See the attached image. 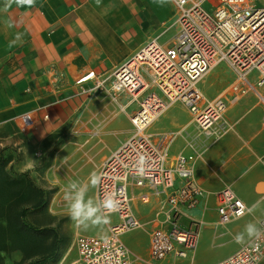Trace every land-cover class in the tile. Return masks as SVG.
I'll list each match as a JSON object with an SVG mask.
<instances>
[{"label":"crops","instance_id":"crops-1","mask_svg":"<svg viewBox=\"0 0 264 264\" xmlns=\"http://www.w3.org/2000/svg\"><path fill=\"white\" fill-rule=\"evenodd\" d=\"M6 3L0 0V159L9 157V166L33 177L51 175L57 161L63 174L92 172L95 167L98 172L132 134L130 116L138 103L127 93L115 96L98 89L96 82L109 77L153 39L171 45L178 30L172 0L163 5L157 0H101L99 6L95 0H36L32 7L15 3L6 7ZM172 30L171 39L164 40ZM230 70V82L214 95L206 96L204 79L200 83L206 98L223 95L227 102L224 117L230 128L221 138L202 135L194 139V151L187 146L191 135H183L182 130L188 133L194 120L182 102L171 104L147 128L153 141L166 151L169 164L179 153L191 157L194 177L204 190L195 206L183 207L184 214L178 219L182 228L197 224V247L187 257L168 256L162 264H214L250 241L245 232L248 223L260 229L264 216V85L252 81L253 90L233 99L231 85L236 77ZM92 71L94 77L78 81ZM150 89L158 92L153 86ZM25 113L31 115L33 125L23 131L21 116ZM172 128L179 129V135L168 142L164 134ZM64 131L69 135L63 136ZM59 142L63 147L57 151ZM14 153L17 156L11 159ZM180 184L177 179L176 186ZM225 187H231L248 208L258 207L251 214L221 223L217 193ZM129 191L133 213L141 223L138 228L147 225L148 235L125 232L122 238L131 251V264H154L151 231L165 219L163 204L169 190L157 194L148 187L130 186ZM94 199L97 205L96 188ZM118 219L110 221L107 229L105 225L101 235L79 231L75 235H106ZM238 233L245 234L243 244L234 240Z\"/></svg>","mask_w":264,"mask_h":264},{"label":"built area","instance_id":"built-area-1","mask_svg":"<svg viewBox=\"0 0 264 264\" xmlns=\"http://www.w3.org/2000/svg\"><path fill=\"white\" fill-rule=\"evenodd\" d=\"M176 12L177 32L171 45L156 39L149 41L112 74L100 78L95 87L117 96L127 93L138 103L130 116L132 134L103 162L96 187L97 205L112 194L117 201L118 222L106 235L78 234L77 257L68 264H131V251L122 235L141 226L132 210L130 186L148 187L157 194L169 190L163 204L165 219L151 231L150 253L154 264L168 256L187 257L197 247V224L182 228L178 219L184 208L195 206L204 194L194 177L191 157L179 153L169 164L165 150L157 145L147 128L171 104L182 102L193 116L200 134L221 138L230 128L225 121L227 102L223 95L206 98L200 83L210 70L227 63L235 72L231 85L237 99L264 85V0H172ZM94 72L81 77L86 81ZM148 75V77H147ZM110 79V80H109ZM109 80V82L107 81ZM156 90H151V87ZM115 98V97H114ZM23 131L33 125L29 113L21 116ZM146 159L143 174L136 161ZM181 184L176 186V180ZM221 223L245 215L248 207L231 187L217 193ZM146 199V196H142ZM100 212L104 214L101 206ZM243 212V214H241ZM264 233V216L259 221ZM264 257V235L250 240L234 254L214 264H260Z\"/></svg>","mask_w":264,"mask_h":264},{"label":"rangeland","instance_id":"rangeland-1","mask_svg":"<svg viewBox=\"0 0 264 264\" xmlns=\"http://www.w3.org/2000/svg\"><path fill=\"white\" fill-rule=\"evenodd\" d=\"M260 2L263 0H259ZM173 35V30L166 33V35L163 37L164 40L171 39ZM232 78V73L229 68V66L225 63L217 67L216 72L214 70H210L208 74L203 78V86L205 89L206 96L214 95L216 92L223 89L228 83L230 82ZM116 102L115 99H113L112 95H108V98ZM136 102L133 103V106H136ZM138 106V104H137ZM120 109V108H119ZM194 123V121H193ZM192 123L193 128L189 130L188 133H186L187 130H182L183 135L186 136V134L191 135L190 138L187 141V146H189L193 151L195 150L196 144H195V138H200L204 134H200L197 127H195V124ZM132 124V123H131ZM174 127V126H173ZM132 128V125H131ZM179 129L172 128V130L166 134H164L167 138L166 141L172 142L173 140L176 141V137L178 134ZM184 131V132H183ZM149 133H151L149 131ZM185 133V134H184ZM63 136H68L65 131L62 134ZM164 136V137H165ZM203 138V137H202ZM169 146V144H167ZM63 147L60 142L57 146V151H59ZM17 156L15 153L10 155V158H14ZM5 160V169L10 170L11 166H9V157L2 158ZM58 161L55 164V168H53V172L51 175L46 176L45 174L43 177H33L35 182L43 186L47 189L51 190V196L48 199V202L46 205L39 209H30L26 216V221L28 224L35 226L36 228H53L61 238V243L59 244L58 250L56 251L55 255L53 257H49V260L47 264H67L69 261L76 257V247H75V233L77 231L81 233H94L101 235L103 232L107 229L108 225H106V229L103 226H96V227H89L88 229H83L82 227H77L75 222H73L68 215L66 202L64 201V193L65 191H68L69 194L73 193L72 189L67 188V184L69 180H76L78 182V187L87 186L86 196L85 199L91 198L93 200V204L96 205V201L94 199V188H92L90 185H88V178L89 174L91 172H83L81 170L77 172V170H69L68 172L64 171V174L61 173L57 165ZM50 165V162H48V166ZM97 168L95 167L93 171L97 172ZM13 169V167H12ZM14 172H17L15 169H13ZM80 173V174H79ZM141 209V208H140ZM101 215H103L102 212H100ZM141 217H144V215L141 214ZM110 221H117L118 216L116 214L109 215ZM145 227V228H144ZM144 227L133 229L127 231L128 233L141 231L142 233H145L148 235V233L145 231L147 229V225ZM144 228V229H143ZM51 236L44 237L41 240L32 242V244H28L25 246L24 243H22L20 240L16 242L17 245H20L21 247H17L15 249L11 250H0V254L3 259V264H27L31 260H35L40 258L41 256H47V254L50 252V245H51ZM144 264H146L144 262Z\"/></svg>","mask_w":264,"mask_h":264},{"label":"trees","instance_id":"trees-1","mask_svg":"<svg viewBox=\"0 0 264 264\" xmlns=\"http://www.w3.org/2000/svg\"><path fill=\"white\" fill-rule=\"evenodd\" d=\"M5 160L0 159V250L15 249L20 240L27 246L32 242L52 237L50 252L47 256L31 260L27 264H47L58 250L61 238L53 228H36L27 223L30 209H39L46 205L51 190L38 185L28 171L14 172L5 169ZM0 264L3 259L0 254Z\"/></svg>","mask_w":264,"mask_h":264},{"label":"clouds","instance_id":"clouds-1","mask_svg":"<svg viewBox=\"0 0 264 264\" xmlns=\"http://www.w3.org/2000/svg\"><path fill=\"white\" fill-rule=\"evenodd\" d=\"M95 2L99 6L101 0H95ZM157 2L163 5L164 3H167V0H157ZM13 3H15L17 6L32 7L35 5L36 0H7L6 7L11 6ZM11 26L12 25L9 24V27ZM16 39H20L19 34L17 35ZM145 165V157L143 155L139 156L136 161V168L139 173L143 174ZM100 181L101 175L98 172L92 171L89 174L88 185H90L92 188L98 187ZM66 187L73 190L72 194H69L68 191H65L64 201L66 202L68 215L70 216L71 220L75 222L77 227H82L86 230L89 227L103 226L110 222L108 213L114 212L118 206L117 201L112 194L105 195L102 198L100 205H94L91 198L87 200L85 199L87 186L78 187V182L76 180H69ZM101 206L104 210L103 215L100 214ZM257 207L258 205L256 204L252 205L251 208L247 209L248 213H253ZM241 214H243V212H241ZM245 232L249 240H259L260 236L264 235V233H262L254 223H248L246 225ZM234 240L238 244H243L245 242V234L238 233L234 237Z\"/></svg>","mask_w":264,"mask_h":264}]
</instances>
